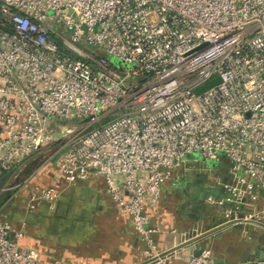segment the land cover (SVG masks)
<instances>
[{
    "label": "built area",
    "instance_id": "2783aa9c",
    "mask_svg": "<svg viewBox=\"0 0 264 264\" xmlns=\"http://www.w3.org/2000/svg\"><path fill=\"white\" fill-rule=\"evenodd\" d=\"M44 150L68 185L105 179L148 259L164 257L147 206L192 153L224 190L209 204L264 222V0H0V176ZM59 196L34 185L29 209ZM23 236L0 220V264H40Z\"/></svg>",
    "mask_w": 264,
    "mask_h": 264
},
{
    "label": "crops",
    "instance_id": "0c3cea01",
    "mask_svg": "<svg viewBox=\"0 0 264 264\" xmlns=\"http://www.w3.org/2000/svg\"><path fill=\"white\" fill-rule=\"evenodd\" d=\"M56 146H51L50 152ZM47 151L38 152L4 181L0 176V220L23 231L20 245L37 251L40 264H189L195 255L193 246L210 250L217 264L264 260V226L244 221L231 223L162 259H148L129 215L107 193L105 179L97 177L68 185L56 157L43 160ZM223 159L219 175L226 182L230 179V163ZM201 164L188 160L175 170L164 183L159 202L147 206L151 224L160 229L154 235L160 254L234 221L225 213V207L206 201L209 194L220 197L225 193L222 187L213 190L208 186L207 174L193 176L192 169ZM38 184L60 192L54 209L48 202L29 209V192ZM10 191L12 198L7 194ZM263 205L260 198L256 207Z\"/></svg>",
    "mask_w": 264,
    "mask_h": 264
},
{
    "label": "water",
    "instance_id": "95a60500",
    "mask_svg": "<svg viewBox=\"0 0 264 264\" xmlns=\"http://www.w3.org/2000/svg\"><path fill=\"white\" fill-rule=\"evenodd\" d=\"M218 81H219V79H214L213 81H211V82H210L209 84H207L206 86L197 89V90H196V93L199 94V93L205 91L206 89H208V88L214 86ZM55 135H56L57 138H59V137L61 136L60 133H56ZM242 221H244V222H248V223H256V224H259V225H261V226H264L263 223H260L259 221H256V220H247V221H246V220H242V219L234 220V221L228 222V223L225 224V225L223 224V225H221V226H218V227H216V228H214V229H212V230L206 232L205 234H202V235L198 236V237L195 238L194 240L189 241V242H186L185 244H183V245H181V246H178L177 248H174L173 250H170L169 252H166V253H164V254H161V256H166V255H168V254H171V253H173L174 251H176L177 249H179V248H181V247H183V246H186V245H188V244H194V243H196L199 239L203 238L204 236H207L208 234L214 233V232H216L217 230H219V229H221V228H223V227H225V226L230 225L231 223H235V222L237 223V222H242ZM193 250L195 251V255H199V254L202 252L203 249H202V248H196V246H193Z\"/></svg>",
    "mask_w": 264,
    "mask_h": 264
},
{
    "label": "rangeland",
    "instance_id": "374dc122",
    "mask_svg": "<svg viewBox=\"0 0 264 264\" xmlns=\"http://www.w3.org/2000/svg\"><path fill=\"white\" fill-rule=\"evenodd\" d=\"M98 52L103 53L102 50H98ZM49 157H50V155H44L43 160H44V159H48ZM193 159H197V161H199L200 163H202V164H204V165H208L209 168H213L212 165H213L214 163L211 162L210 160L204 159V157L201 156L199 153H192L191 156H190V160L193 161ZM222 160H224V159L222 158Z\"/></svg>",
    "mask_w": 264,
    "mask_h": 264
},
{
    "label": "trees",
    "instance_id": "16d2710c",
    "mask_svg": "<svg viewBox=\"0 0 264 264\" xmlns=\"http://www.w3.org/2000/svg\"><path fill=\"white\" fill-rule=\"evenodd\" d=\"M12 173H13V170H2L1 171V178L3 179L2 181L7 179L8 177H11ZM4 191H6V190H4ZM7 194L9 195V197H11V196L13 197V191L7 192Z\"/></svg>",
    "mask_w": 264,
    "mask_h": 264
}]
</instances>
